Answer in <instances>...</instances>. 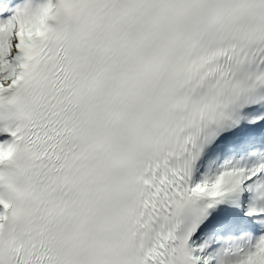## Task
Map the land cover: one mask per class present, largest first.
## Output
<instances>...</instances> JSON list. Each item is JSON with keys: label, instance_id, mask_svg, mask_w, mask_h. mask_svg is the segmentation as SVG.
<instances>
[{"label": "bare ground", "instance_id": "bare-ground-1", "mask_svg": "<svg viewBox=\"0 0 264 264\" xmlns=\"http://www.w3.org/2000/svg\"><path fill=\"white\" fill-rule=\"evenodd\" d=\"M5 57L10 58V56L7 53L4 54L3 58H5ZM205 188L212 193L222 194L223 196H225L226 198H228L230 200L235 198L237 195V189L236 188L235 189L234 188L224 189V187H215V186H211V187L206 186Z\"/></svg>", "mask_w": 264, "mask_h": 264}, {"label": "rangeland", "instance_id": "rangeland-1", "mask_svg": "<svg viewBox=\"0 0 264 264\" xmlns=\"http://www.w3.org/2000/svg\"><path fill=\"white\" fill-rule=\"evenodd\" d=\"M30 29H28V31H29ZM13 46H14V44L13 43H11L10 45H9V50H8V52L11 54V56L13 57V59H14V48H13ZM12 62V59L11 58H9V60H7V63L6 64H10ZM12 69V71H13V69L14 68H11ZM225 175H222V176H220L219 177V179H218V181H220V183L222 184V185H224L225 186V184H223V182H224V180H225ZM227 186H229V183H227ZM241 262L240 261H234V262H232V263H230V264H240ZM256 264H260V263H256Z\"/></svg>", "mask_w": 264, "mask_h": 264}]
</instances>
